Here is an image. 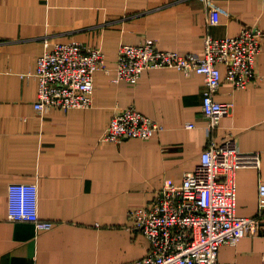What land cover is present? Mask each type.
I'll use <instances>...</instances> for the list:
<instances>
[{
	"label": "crops",
	"instance_id": "obj_1",
	"mask_svg": "<svg viewBox=\"0 0 264 264\" xmlns=\"http://www.w3.org/2000/svg\"><path fill=\"white\" fill-rule=\"evenodd\" d=\"M211 6L220 9L214 25ZM246 26L264 33V0H0V264L143 258L149 244L130 228L128 211L152 201L167 181L179 184L208 142L228 137L240 152L259 153V169L235 173L236 213L254 216L264 183V37L258 78L237 90L223 78L215 100L232 111L212 130L196 73L159 68L142 72L136 85L113 82L124 43L150 38L161 50L200 55L206 35L235 36ZM44 40L101 48L107 72L94 74L90 109L35 114L33 74ZM129 105L162 131L144 141H102L113 112ZM10 183L37 184L38 215L55 223L51 230L7 218ZM219 248L217 264H264V233Z\"/></svg>",
	"mask_w": 264,
	"mask_h": 264
},
{
	"label": "built area",
	"instance_id": "obj_2",
	"mask_svg": "<svg viewBox=\"0 0 264 264\" xmlns=\"http://www.w3.org/2000/svg\"><path fill=\"white\" fill-rule=\"evenodd\" d=\"M219 13V8L211 6L209 24L217 23ZM263 37V31L250 26L235 36L206 35L200 55L161 50L150 38L139 44L124 43L117 53L113 82L136 85L142 72L159 68L178 69L185 76L196 73L203 77L201 111L212 130L232 111L230 102L215 100L223 78L236 90L246 89L258 78L255 65ZM43 46L33 74L38 83L35 114L43 117L51 109H90L94 74L107 72L101 48L75 41L50 44L44 40ZM113 113L102 141H144L162 131L131 105ZM207 145L199 164L184 173L179 184L167 181L152 201L128 211L130 228L141 233L149 245L143 258L126 264H217L220 246H233L247 235L264 233V183L258 184L256 214L242 217L236 213L235 173L248 166L259 169V153L240 152L231 137ZM37 192L35 183H10L7 218L31 222L36 231H48L55 223L39 218Z\"/></svg>",
	"mask_w": 264,
	"mask_h": 264
}]
</instances>
